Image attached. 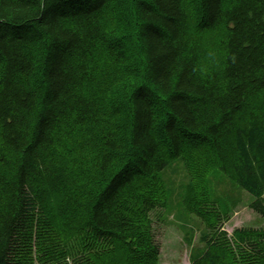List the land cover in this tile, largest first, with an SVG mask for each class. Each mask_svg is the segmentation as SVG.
<instances>
[{
	"label": "trees",
	"instance_id": "1",
	"mask_svg": "<svg viewBox=\"0 0 264 264\" xmlns=\"http://www.w3.org/2000/svg\"><path fill=\"white\" fill-rule=\"evenodd\" d=\"M115 1L0 0V264L26 260L40 202L44 262L70 242L44 239L47 225L80 217L75 264H156L150 212L166 204L162 173L187 156L264 217V0H129L141 73L125 102L110 99L126 57L106 19ZM196 34L216 35L220 63L202 62ZM187 206L205 222L193 264H264V228L228 236L205 186Z\"/></svg>",
	"mask_w": 264,
	"mask_h": 264
},
{
	"label": "rangeland",
	"instance_id": "2",
	"mask_svg": "<svg viewBox=\"0 0 264 264\" xmlns=\"http://www.w3.org/2000/svg\"><path fill=\"white\" fill-rule=\"evenodd\" d=\"M112 10L108 12L106 19L109 21L112 29L111 39H124L126 50L124 63L117 66L118 79L116 84L112 85L110 99H120V102L126 101V91L129 86L140 77L141 67L139 66V49L137 37L134 29V19L131 14L129 0H116ZM214 36V35H213ZM195 35L197 52L203 59L205 65H215L220 63L221 56H215L212 45L216 42V35ZM105 56H103V59ZM115 97V98H114ZM124 103H122V107ZM120 111L116 119L120 120L122 132L128 125V117L126 110ZM126 135V134H125ZM82 153V152H81ZM85 156V154H84ZM186 160L176 159L172 165L168 167L161 178L160 191L157 197L165 201L164 207H159L150 212L151 233L155 242L160 247V254L156 264H193L192 256L202 249L203 244L199 242V234L204 229V220L194 212L190 211L187 206V199L192 190L205 186L212 198H214L226 212L227 220L223 225V229L231 236L234 230L239 228H264V217L255 213L250 208V203L254 199L248 192L239 189L235 184L228 180L222 172L213 165L208 169L206 175L201 177L197 174L192 166V157L187 156ZM86 193L93 194L98 189V173L87 179ZM39 189V187H38ZM40 190V189H39ZM40 202V201H39ZM42 204L38 205V210L42 214L45 211ZM32 218V237L27 258L23 264H49L44 262L43 257H39V230L42 224V216L40 213ZM83 214V213H82ZM64 230H51V225H47L46 229L50 232L44 239H51L53 235L58 240L70 239V242H63V246L55 252L52 258L59 257L57 261H51L57 264H75V249L83 245L85 234H77L74 236L76 224H82L83 220L77 217L72 220L66 217L63 220ZM72 223V224H71ZM69 224V225H68ZM72 225V226H71ZM42 230V229H41Z\"/></svg>",
	"mask_w": 264,
	"mask_h": 264
}]
</instances>
